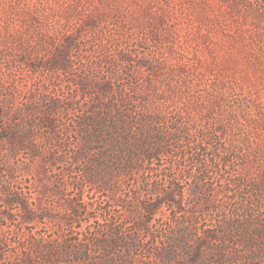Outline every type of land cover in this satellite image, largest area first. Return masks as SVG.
I'll use <instances>...</instances> for the list:
<instances>
[{"label":"rangeland","instance_id":"374dc122","mask_svg":"<svg viewBox=\"0 0 264 264\" xmlns=\"http://www.w3.org/2000/svg\"><path fill=\"white\" fill-rule=\"evenodd\" d=\"M121 87L157 120L131 133L136 147L166 144L99 191L98 157L112 147L103 135L86 143L85 125ZM160 172L183 179L176 199L202 218L264 199V0H0V263L17 264L40 237L75 249V238L104 235L91 231L106 205L116 221L147 218L117 201L147 200Z\"/></svg>","mask_w":264,"mask_h":264},{"label":"trees","instance_id":"16d2710c","mask_svg":"<svg viewBox=\"0 0 264 264\" xmlns=\"http://www.w3.org/2000/svg\"><path fill=\"white\" fill-rule=\"evenodd\" d=\"M102 105L87 118L85 142L91 143L100 135L107 137L106 140L112 149L103 148L98 158L99 164L106 168L108 177L98 180L102 184L99 185V191L110 189V192H114L116 188L111 185L110 177L117 174L130 177L135 171L142 170L145 165H141L139 159L148 161L156 158L161 153L159 146L163 148L166 142L153 141L152 145L150 143L146 145L147 149H143L144 145H141V148L136 147V138L133 139L131 133L137 131L152 133L156 130L157 120L150 111L144 109V104L136 102L135 96L130 94L126 87L120 88L118 100L112 99L110 103ZM49 124L53 127L51 121ZM115 147L119 150L117 151ZM84 155L85 153H81L76 157ZM179 167L186 175V167L182 164ZM157 178V183L149 179L146 181L150 195L147 200L140 199V192H136L132 196L131 204L122 199L117 201L125 207L127 217L145 213L148 215L147 218L137 220L136 223L127 219L116 221L109 212L113 209L106 205L103 208L109 218L106 216V221L100 222V225L91 231L95 234L100 230L105 232L104 235L89 237L87 240L75 238V249L68 243L60 246L50 241L44 243V237H40L31 243L30 247H33V250L17 264H40L41 261L45 264H61L60 262L74 264L77 260L82 261V264H264L262 196L256 194L254 198L243 197L235 206L236 212L231 215L223 210L224 215L217 220L202 218L197 211V213L186 211L182 202L176 199V194L181 191L183 179L161 172ZM158 181H161L160 184ZM164 181L171 184L170 190L162 185ZM189 186L190 192L194 193L196 186ZM7 200L8 203L17 201L12 198ZM18 202L25 209L22 220L25 223H37V218L27 203L20 200ZM210 202L212 200L207 197L201 204L209 205ZM165 205L170 212L168 218H156L157 213ZM71 208L76 210L73 204ZM44 217L50 218L51 215L46 213ZM72 254L75 256L70 259L69 256Z\"/></svg>","mask_w":264,"mask_h":264}]
</instances>
